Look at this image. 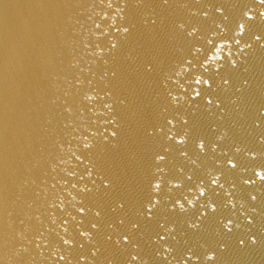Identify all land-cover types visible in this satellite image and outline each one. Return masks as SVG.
I'll return each instance as SVG.
<instances>
[{
    "label": "snow or ice",
    "instance_id": "obj_1",
    "mask_svg": "<svg viewBox=\"0 0 264 264\" xmlns=\"http://www.w3.org/2000/svg\"><path fill=\"white\" fill-rule=\"evenodd\" d=\"M32 7L0 58V247L19 264H243L264 249V0L170 27L185 7L170 0ZM133 13L152 25L142 42ZM256 51L258 97L241 72ZM85 57L113 65L103 87L77 102L67 75L50 98L58 72L91 70Z\"/></svg>",
    "mask_w": 264,
    "mask_h": 264
},
{
    "label": "water",
    "instance_id": "obj_2",
    "mask_svg": "<svg viewBox=\"0 0 264 264\" xmlns=\"http://www.w3.org/2000/svg\"><path fill=\"white\" fill-rule=\"evenodd\" d=\"M42 2V0H0V58L4 57L6 54L7 46L13 42L20 34V30L24 24L25 19L32 12L33 5ZM50 2H62V0H50ZM73 3H86L87 5H91L93 2H98V0H70ZM158 0H145V3L155 4ZM233 3V4H247L251 6L255 3V0H170V3L174 5H180L185 7L173 8L170 10V14L167 17L166 25L169 27L178 23L182 20L189 19V12L195 11L198 7L203 6L208 8L211 11V6L219 3ZM80 13L77 16V19L85 18V14L87 10H76ZM75 15V13H73ZM135 16V23L137 28L135 30V40L143 41L144 36L148 33L149 29L152 28V25L145 24L143 16L139 13H133ZM79 28V25L75 23V21H71L69 23V31ZM50 40H55V36H50ZM96 61L93 63L92 61ZM112 64L104 65L102 60H96L94 57H85L83 61H81L80 67L90 68V71H86L84 73H80L79 68H67L66 72H58L57 79L52 80L49 87L48 95L50 98H55V96L62 95V91L66 88L65 77L68 75L69 79H73L74 76L79 75L80 79L83 81L82 84L78 85L79 92L77 93L75 99L77 102L83 96L84 92H90L92 89H97L103 87L105 80L101 79L104 76L105 71H109L112 68ZM63 67V66H62ZM244 68L248 69L247 72L244 71ZM244 68L241 69L243 75L247 76L252 84V91H254L258 97L260 83H261V65H260V52L256 51L252 55L247 57V63H245ZM76 92V89L73 90ZM36 103L43 104V101L37 100ZM38 114H42L41 110L37 109ZM237 133L240 134V130H237ZM146 166L151 165L150 160L145 161ZM171 167V165L169 166ZM151 171H155V168L152 167ZM168 172V169H165V173ZM29 176L28 173L24 172L20 180L23 181L25 178ZM29 191V186L21 184L20 187L16 189L17 195H20V201H17V204H21L25 196ZM19 211V209H17ZM104 214L105 220L107 223H113L117 213H112L110 210V206L107 202H104ZM20 218H23V215H20ZM94 219L92 214L85 219V225L88 224L90 220ZM19 223V220H17ZM3 227L2 222V213H0V229ZM116 228V225L113 223L112 228H108L107 224L105 225L106 232H112ZM115 238V237H114ZM96 241L98 244L106 245V242L103 239V234L98 235L96 237ZM92 247L90 244H86L85 251ZM75 255V252L73 253ZM243 264H264V249L256 248L253 250L250 255H247L242 258ZM0 264H19V261L11 255V252H8L7 249L0 247ZM43 264H48V261H44ZM73 264H76L75 260H73ZM95 264H101L100 260H96ZM106 264V262H104Z\"/></svg>",
    "mask_w": 264,
    "mask_h": 264
}]
</instances>
